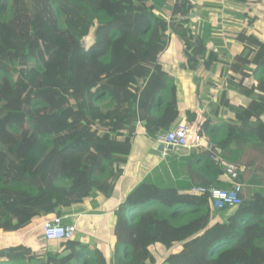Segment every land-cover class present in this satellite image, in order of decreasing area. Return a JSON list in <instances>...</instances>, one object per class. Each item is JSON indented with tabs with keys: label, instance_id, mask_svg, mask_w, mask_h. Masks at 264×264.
Wrapping results in <instances>:
<instances>
[{
	"label": "trees",
	"instance_id": "trees-1",
	"mask_svg": "<svg viewBox=\"0 0 264 264\" xmlns=\"http://www.w3.org/2000/svg\"><path fill=\"white\" fill-rule=\"evenodd\" d=\"M195 9L193 0H0V233L55 216L66 224V210L92 195L118 201L135 138L155 140L180 118L175 78L160 62L169 31L183 42V69L203 63L214 73L219 62L207 38L214 28L190 26ZM262 27L240 29L222 88L187 112L195 122L203 105L215 117L198 124L212 152L154 168L115 210L109 232L43 235L40 250L1 246L0 264H264ZM212 155L242 168L240 206L217 209L188 192L232 188ZM154 246L170 253L159 259Z\"/></svg>",
	"mask_w": 264,
	"mask_h": 264
},
{
	"label": "crops",
	"instance_id": "crops-1",
	"mask_svg": "<svg viewBox=\"0 0 264 264\" xmlns=\"http://www.w3.org/2000/svg\"><path fill=\"white\" fill-rule=\"evenodd\" d=\"M193 3L196 5V9L191 16L190 26L194 30L203 26H212L214 28L213 32L207 37L212 43L210 49L221 54L214 73L206 72L203 63L195 71L183 69L182 64L185 61H181L183 58L181 50L176 52L179 64L168 61L171 53L175 52L170 47L168 49L170 53H164L161 56L160 62L164 70L175 78L180 111L178 123L185 120L190 121L187 112L196 107L197 101L214 93L217 88H222L225 79L223 69L228 68L230 61L233 60L232 58L240 50L236 40L240 29L246 26L248 29L247 34H250L258 27H262V20L264 19V0H193ZM254 6L257 11L252 10ZM256 12L259 13V18L256 19L257 22L255 23L252 22V15ZM138 82L141 83V80L138 79ZM199 84L200 96H197L196 91ZM212 89H214L213 92H211ZM232 100L240 102L241 98L235 95ZM197 116L198 118L195 121L197 124L200 123L203 117L214 118L211 117V113L206 111L203 105L197 110ZM155 140L149 139L144 134H140L135 138L129 152L124 175L117 183L118 201L108 200L103 195H92L84 203L66 210L67 215L64 219L66 224H73L77 229L109 232L112 228L115 210L131 190L141 183L154 168L164 161L180 165L184 159L193 153L189 150L187 155L166 154V152L159 150V145ZM166 150L173 151V148H167ZM43 223L44 220L38 219L25 228L12 232H1L0 247L22 242L34 250H40L46 244L43 240ZM91 240L89 234H82V242L90 243ZM162 258L164 257H160V259Z\"/></svg>",
	"mask_w": 264,
	"mask_h": 264
},
{
	"label": "built area",
	"instance_id": "built-area-1",
	"mask_svg": "<svg viewBox=\"0 0 264 264\" xmlns=\"http://www.w3.org/2000/svg\"><path fill=\"white\" fill-rule=\"evenodd\" d=\"M176 0H173L175 3ZM168 20L171 21V13L168 12ZM174 32L168 33V39L171 40ZM155 142L158 145H164L165 149L187 148L190 151L202 154L205 152H212L214 144L204 142L203 135L200 132L199 125L196 122L182 121L176 124L170 131L164 134H158ZM211 160L225 172L228 181L232 183L230 190L197 187L194 186L189 189V193L195 196H205L212 200L215 208H234L242 204L240 196L243 190V184L240 181L242 168L223 159L220 155H212ZM43 233L48 241L57 240H73L76 235V227L73 224H63V218L53 217L45 221L43 225Z\"/></svg>",
	"mask_w": 264,
	"mask_h": 264
},
{
	"label": "rangeland",
	"instance_id": "rangeland-1",
	"mask_svg": "<svg viewBox=\"0 0 264 264\" xmlns=\"http://www.w3.org/2000/svg\"><path fill=\"white\" fill-rule=\"evenodd\" d=\"M169 32H171V31H169ZM172 49V50H175V52H172L171 53V56L169 57V60L168 61H170V63H175V64H179L178 63V60H177V53L176 52H178L179 50H182V48H183V42H182V40L178 37V36H175V35H173L172 34V37H171V40L169 41V44H168V48H167V50H166V52L165 53H170L169 51H168V49H170V48ZM233 59V58H232ZM167 61V62H168ZM181 61H186V57L183 55V58L181 59ZM185 63V62H184ZM186 70V69H185ZM189 71V70H188ZM204 73H205V71H204ZM219 79V78H218ZM222 79V78H221ZM224 79V78H223ZM224 82H225V79H224ZM202 89V88H201ZM213 90L214 89H212L211 90V92H213ZM202 92V91H201ZM213 116V115H212ZM211 116V117H212ZM214 117V116H213ZM213 119H215V117L213 118ZM41 145L39 144V142L34 146V148H33V150L31 151V154H30V156H29V159H30V161L31 162H35V160H37L38 158L37 157H39L40 156V154H41ZM34 158H37V159H35L34 160ZM45 223V222H44ZM44 223H43V225H44ZM44 235V234H43ZM152 249V251H153V253L155 252V254L157 255V257L160 259V257H166L169 253H170V249L168 250V249H163V248H161L160 246H154V247H152L151 248ZM158 249H161V250H158ZM174 251V250H173Z\"/></svg>",
	"mask_w": 264,
	"mask_h": 264
},
{
	"label": "water",
	"instance_id": "water-1",
	"mask_svg": "<svg viewBox=\"0 0 264 264\" xmlns=\"http://www.w3.org/2000/svg\"><path fill=\"white\" fill-rule=\"evenodd\" d=\"M159 150L161 152H166V154L173 155V154H180V155H187L189 153V150L187 148H175L173 151H169L165 149L164 145H159Z\"/></svg>",
	"mask_w": 264,
	"mask_h": 264
},
{
	"label": "clouds",
	"instance_id": "clouds-1",
	"mask_svg": "<svg viewBox=\"0 0 264 264\" xmlns=\"http://www.w3.org/2000/svg\"><path fill=\"white\" fill-rule=\"evenodd\" d=\"M45 221H47V220H45ZM45 221H44V222H45ZM43 234H44V233H43Z\"/></svg>",
	"mask_w": 264,
	"mask_h": 264
}]
</instances>
